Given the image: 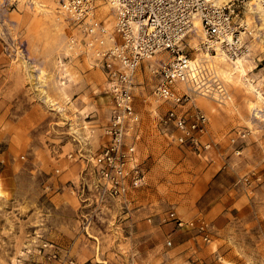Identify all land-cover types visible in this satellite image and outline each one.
<instances>
[{"label": "rangeland", "instance_id": "obj_1", "mask_svg": "<svg viewBox=\"0 0 264 264\" xmlns=\"http://www.w3.org/2000/svg\"><path fill=\"white\" fill-rule=\"evenodd\" d=\"M99 3L96 14L110 27L109 6ZM263 16L261 7L245 9L239 63L213 57L224 98L192 93L189 104L208 117L201 138L211 145L200 155L160 133L159 116L171 104L152 93L156 57L141 61L133 93L144 183L127 199H98L76 188L104 139L108 96L95 58L111 38L89 45L55 0H0V264H264ZM160 138L172 147L158 156L151 147ZM152 154L158 160L148 173ZM218 165L220 185L198 197V216L180 214ZM145 186L149 205L138 199ZM216 192L220 201L235 200L220 226L202 217ZM241 195L253 208L238 218ZM172 210L182 225L169 218Z\"/></svg>", "mask_w": 264, "mask_h": 264}, {"label": "built area", "instance_id": "obj_2", "mask_svg": "<svg viewBox=\"0 0 264 264\" xmlns=\"http://www.w3.org/2000/svg\"><path fill=\"white\" fill-rule=\"evenodd\" d=\"M55 1L57 11L88 38L89 45L95 40L102 42L106 35L112 41L105 49L97 50L95 58L104 74V92L108 96L104 139L100 149L87 159L77 193L87 190L98 199H127L144 183L136 152L140 116L133 93L135 71L144 58L157 59L151 65L155 77L153 95L171 104L159 116L160 133L198 155L209 149L210 140L201 138L207 131L208 117L189 104L192 93L211 95L218 102L224 98L225 88L213 56L223 52L232 60L247 51L242 34L244 11L264 8V0ZM99 1L109 6L110 27L96 14ZM194 19L199 20L202 35L196 34ZM191 34L196 36L193 44L187 42ZM169 218L177 226L183 224L173 210ZM197 227L206 238L205 225ZM166 242L170 244L171 239Z\"/></svg>", "mask_w": 264, "mask_h": 264}, {"label": "crops", "instance_id": "obj_3", "mask_svg": "<svg viewBox=\"0 0 264 264\" xmlns=\"http://www.w3.org/2000/svg\"><path fill=\"white\" fill-rule=\"evenodd\" d=\"M172 146H168L167 143L165 141H163V139H159L158 141V144L156 146H152L151 147V152H156L157 155L159 156V154H165L168 152V149L171 148ZM152 154V155H153ZM216 159L218 160V158L220 159L221 156L219 155H216ZM156 159L158 160V157L156 156H151L149 159L146 160V163H148V173H151V169L152 167L155 166V163H156ZM219 161V160H218ZM213 166L216 165V161L212 164ZM212 168V167H210ZM208 168L205 172V175H204V180H206V185L205 186H202V187H197V194H195L196 192H194V198L192 200H189V211L186 212L184 210L180 211V214L186 216V217H194L196 218V216H198V209H197V206H196V201L198 199V197H202L205 195V192H206V189L208 187H213L214 185H220L218 179H217V176H219V173H218V170L220 168V165L217 166V169H214L212 171V169ZM154 181L151 179V182ZM149 187H144L142 188V190L140 191V195L138 197V199L140 200V202H144L146 204V202L148 201L147 199V195L145 194V192H147V189ZM218 192V191H217ZM216 192V193H217ZM221 192L217 193V194H211V196L208 197V200L206 201L205 204H203V212H202V217L204 218H207L209 219L211 225L213 226H220L223 222V217H222V214H221V211L223 210H229V208L231 207V204L233 201L235 200H229L227 202H223V201H220V197H221ZM239 200H241V204H240V210H238L236 212V217H240V214H245L247 215L249 209L250 211L252 212V200L250 201L249 200V197L247 195H241ZM147 205L148 202H147ZM227 212H225L227 214ZM178 214V213H177ZM176 214V215H177ZM177 216L180 217V215L178 214ZM201 216V214H200ZM226 217V216H225ZM181 218V217H180ZM212 219V220H211ZM228 218H226L227 220ZM220 224V225H219ZM166 225L168 227H173L175 224L172 222V221H168L166 223ZM223 226V224H222ZM191 231V230H189ZM262 244H264V240H262ZM228 256V255H227ZM229 257V256H228Z\"/></svg>", "mask_w": 264, "mask_h": 264}, {"label": "bare ground", "instance_id": "obj_4", "mask_svg": "<svg viewBox=\"0 0 264 264\" xmlns=\"http://www.w3.org/2000/svg\"><path fill=\"white\" fill-rule=\"evenodd\" d=\"M257 8H259V6H258ZM261 9L264 10V8H261ZM251 11H252V10H251ZM263 17H264V16H263ZM247 24H248L247 20L244 19V23H243V25H247ZM194 25H195V27L197 28L196 34H198V35H202V30H201V28H200V22H199L198 19H194ZM198 32H199V33H198ZM215 55H216V56L219 55V59H221V60H223V59L228 60L227 57L225 56V54H224L223 52H217V54H215ZM215 55H214V56H215ZM246 55H247V53H246ZM214 56H213V57H214ZM216 56H215V57H216ZM244 56H245V55H244ZM244 56H243V55H242V56H237L235 59H232L231 61L234 62V63H239V62L241 61L240 58H243ZM221 60H220V61H221ZM226 62H227V61H226ZM234 68L237 69L238 71H241V73H242V69L239 68L238 66L235 65ZM227 72H229V71H227ZM229 73L231 74V72H229ZM231 76H232V74H231ZM245 79L247 80V78H245ZM61 83H64V81L61 80ZM262 97H263V96H262ZM260 98H261V96H260Z\"/></svg>", "mask_w": 264, "mask_h": 264}]
</instances>
